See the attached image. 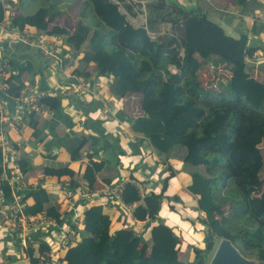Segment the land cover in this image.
Listing matches in <instances>:
<instances>
[{
  "label": "trees",
  "instance_id": "16d2710c",
  "mask_svg": "<svg viewBox=\"0 0 264 264\" xmlns=\"http://www.w3.org/2000/svg\"><path fill=\"white\" fill-rule=\"evenodd\" d=\"M234 1L246 11L245 6L252 0ZM19 2L16 0V11L9 16L10 25L64 36L71 55L87 41L80 59L85 64L93 63L96 74L110 77V93L116 97L138 95L141 114L129 118L131 130L141 133L165 157L171 150L182 148L180 157L189 174L186 189L196 195L193 209L202 215V246L188 245L187 257L181 260L177 252L182 250V238L157 215L174 169L167 168L158 191L143 192V185L130 177L121 183L118 197L123 205L130 206L132 218L154 221L150 241L131 227L111 229V218L103 204H90L82 212L79 238L62 253V264H208V254L221 237L229 239L243 257L264 261V186L261 190L251 186L263 169L258 145L262 143L264 147V77L260 78L264 72L257 66H244L245 58H251L257 49L248 44L247 36L228 35L199 7H184L175 0L165 8L164 0L148 2L144 23L139 25L130 23L113 0H81V17L72 31L55 24L48 28L51 20L42 4L28 13H18ZM125 7L130 10L128 4ZM3 13L0 2V19ZM160 23H168L169 31L152 39L148 31L157 30ZM204 60L213 66L222 65L230 74L203 86L197 68ZM6 61L0 95L4 93L12 99L27 80L23 73L33 74V67L28 61L21 62L11 72L10 61ZM169 65L176 71H171ZM76 73L90 75L83 68ZM58 98L49 92L40 95L37 102L50 110L58 105ZM37 115L32 109L25 119L36 134L40 132ZM86 142L89 148L108 150V142L95 135L73 134L61 146L69 160H76ZM92 154H85L87 160L79 172L89 191L106 163L102 158L93 159ZM1 157L0 149V160ZM15 163L20 174L30 168L21 157ZM42 173L69 177L64 185L67 187L80 184L74 170L64 162L44 165ZM229 182L232 186H228ZM21 189L18 192L25 215L43 213L60 222L59 204L43 187L24 184ZM0 190L2 198L11 202L12 184L7 177H0ZM27 197L30 203L25 202ZM170 198L178 199L176 195ZM226 202L230 205L231 227L219 222L214 214ZM33 236L35 239L31 238L20 251L29 264H38L48 258V245L41 237Z\"/></svg>",
  "mask_w": 264,
  "mask_h": 264
},
{
  "label": "crops",
  "instance_id": "0c3cea01",
  "mask_svg": "<svg viewBox=\"0 0 264 264\" xmlns=\"http://www.w3.org/2000/svg\"><path fill=\"white\" fill-rule=\"evenodd\" d=\"M155 1L139 0V3L135 2L133 5L126 2L122 3V7L130 16L134 18L142 17L143 15L145 16V12L147 11L146 3H154ZM164 1L168 5L172 0ZM175 1L184 7L193 5L199 7L208 20L220 26L223 32L228 35L238 37L240 34H245L248 44L257 47L254 55L251 58L245 59L255 61L256 63H264V51L262 50L264 48L263 19L261 17L252 18L247 16L248 14L254 15V10H258V14L264 17L263 0H256L259 3L256 6H247L249 9H246V11H244L243 5L238 4L234 0ZM0 2L3 4L5 10L7 6L9 7V15L13 14V11H16V0H0ZM125 4L130 6V10L125 7ZM22 10V6L18 4L17 12H24ZM5 13L8 15L7 10ZM217 19L222 23H218ZM27 29L33 30L31 27H27ZM226 29L229 30L228 33L225 32ZM2 31H0V60L7 59L10 61L11 72L15 71V67L19 63L30 62L33 67V74L24 72L23 78L33 80L40 90H48L50 94L54 93L59 97V103L55 108L50 110L44 109L38 113L37 126L40 128V132L36 134L32 127L27 125L24 120L18 122L14 101L11 98H7L4 93L1 94L2 96L0 95L2 98L1 102L5 106V109L0 111V129L3 130L7 140L6 145L2 148V158L10 165H13L15 159L18 157L27 160L30 166L28 171L25 174L17 172L23 185H40L43 187L58 202L60 217L62 218L61 224H66L69 219V213L64 204L63 189L69 177L43 175L42 166L59 162L67 163L74 170L76 181L85 183L84 180H81L79 172L87 160L85 154L87 152L94 153L91 156L93 159L99 160V158H102L106 160V163L104 168L97 173L92 191L90 192L91 194L84 199L85 202H79L82 212L90 204L101 203L105 211L110 215L111 229L125 225L131 226L135 231L140 232L146 241L149 242L150 228L154 224V221H140L132 218L130 206L123 205L121 201L113 197L110 187L114 183H119L132 177L138 185H143V190L145 189L143 192L148 190L158 191L161 180L170 166L174 169V178L176 179L175 181H172V178L167 180L163 195L169 197V199L162 198L157 215L182 238L183 246H188L187 243H194L191 241L194 238H191L187 233L194 235L197 231L200 232L197 226L194 228L196 230L191 232L189 225V228H187L189 232L185 233L187 234L186 237L184 233H178L176 228H180V225L177 223L180 218L178 217L179 210L177 207L183 208L186 212L185 209L192 210L196 203V195L186 189V183L189 180L188 167L182 162L181 157H176V148L171 150L170 154L165 157L160 155L141 133L131 130L129 118L141 114L138 95H132L133 93H131L120 97L113 96L109 91V85L103 86L104 96L101 98L90 95L81 96L74 92H68L67 87L69 88L71 84L76 82L75 77L71 73L60 71L53 62L47 61V58H44L37 50L30 48L27 44L8 41L4 38ZM63 37H59L61 45L63 48L67 47L71 51V48L64 41ZM86 44L87 41H84L75 50V55H73L74 61H72L68 68L70 72L76 73L83 68L90 75L95 73L93 63L88 62L85 64L80 59L83 50L87 48ZM202 62L211 64L209 60ZM211 66L213 65L211 64ZM213 67L224 69L220 64ZM226 71L230 74L227 69ZM97 77L102 82L108 81V84H110L111 80L109 76L98 75ZM104 104L110 106L107 111L109 119L102 116ZM73 134H78L82 137H86L87 135L99 136L108 142V150L105 152L103 149L97 148V146L89 148L87 141L81 147L79 158L69 160L68 154L61 144ZM47 144L48 147H46ZM109 148L111 152H109ZM179 149L182 150V148ZM52 155L54 157H50ZM16 170L17 168L14 169V171ZM105 179L108 180L107 183ZM13 193H15V190ZM174 195L178 199L170 198ZM25 202L30 203L31 198L27 197ZM184 215V218L189 217ZM41 233L40 231L28 230L25 233L24 239H17L14 236H10L0 224V260L4 259L2 256L11 257L13 253H15V256H13L18 258L17 255L19 253L16 254L17 251L15 252L14 249L21 250L24 248L21 244L25 243L26 245L31 238L35 239V236H33L35 234L37 238H40L41 236L39 235ZM195 237L200 238L201 236L198 234ZM184 255L186 254L184 253Z\"/></svg>",
  "mask_w": 264,
  "mask_h": 264
},
{
  "label": "built area",
  "instance_id": "2783aa9c",
  "mask_svg": "<svg viewBox=\"0 0 264 264\" xmlns=\"http://www.w3.org/2000/svg\"><path fill=\"white\" fill-rule=\"evenodd\" d=\"M113 1L117 3L119 11L125 14V18L130 14L126 10H124V8L122 7V3L127 2L130 4L132 2H136V0ZM6 10L8 11V15L5 13ZM6 10L4 8L3 17L2 19H0V31L4 30L2 31V33L4 34L5 39L10 42H21L27 44L30 48L37 50L44 58H47V61L50 60L51 62H53L60 71H67L71 73V75L75 77L76 82L71 84L69 88L67 87L68 92H74L81 96L90 95L98 98L104 96L103 86H108L109 84L108 81L102 82L99 77H97L98 74H96V72L92 74L93 76H83L69 71V65L72 63V61H74V58L73 55H71L70 50L67 47L63 48V46L61 45V42L59 40V37L61 36L56 34L37 33L34 30H28L27 28L19 29L16 25H10V9L8 6ZM247 16L252 18L261 17L264 22V17L258 14V10H254V15L251 16V14H248ZM142 17V22H139L135 25L144 23V15ZM166 31H169V24ZM154 38L155 37H153L152 39ZM6 62V59L0 60V91L2 89L1 87L3 86V78L5 76L3 68L7 67ZM172 67L174 68V66ZM170 70L176 71L175 68ZM45 93H49V91L40 90L32 81H24L18 93L12 97V100L15 104V111L18 115V122L21 120L25 121L27 113L32 109L36 110V112L38 113L44 110V108H41V106L38 104L37 100L40 95ZM1 99L2 98L0 96V111H3L5 109V106L1 102ZM109 108L110 106L106 104H104V106L102 107V116L106 119H109V114H107ZM6 141V136L4 135L3 130L0 129L1 155L2 148L6 145ZM0 166V177H7L8 181L12 184L11 202L7 203V201L2 198L0 190V224L4 227L5 231L10 234V236H14L17 239H24L26 236L25 233L28 232V230L42 232L40 236L42 240L48 245V250L46 251L48 258L45 261L40 260L38 264H62V253L70 245L74 244V242L79 238L78 228L81 227L82 223V207L79 206V202H85L84 199L91 194V191H89L85 183H80L74 188L67 186L64 187V204L66 210L69 213V219L67 220L66 224H61L62 218L60 222H57L53 218L45 217L43 213L25 215L21 210L23 203L21 194L17 191L22 190L21 188L23 186V183L18 174L19 172L17 170L14 171V169L17 168L16 163L14 162L13 165L7 164V162L4 161L1 157ZM122 182L114 183L110 187L111 194L113 195V197L118 199V201H120L118 197V190ZM14 190L15 193H13ZM21 245L24 247L26 246L25 243ZM3 260L5 261V259ZM3 260H0V264L4 262Z\"/></svg>",
  "mask_w": 264,
  "mask_h": 264
},
{
  "label": "rangeland",
  "instance_id": "374dc122",
  "mask_svg": "<svg viewBox=\"0 0 264 264\" xmlns=\"http://www.w3.org/2000/svg\"><path fill=\"white\" fill-rule=\"evenodd\" d=\"M139 1V0H137ZM141 2V1H140ZM256 0H252L250 2H248V4L245 6V9H249V7L247 8V6H256L257 5ZM42 4V6L45 7V11H46V16L49 17V20H51L49 22L48 28H51V26L53 24L60 26L62 28H65L69 31L74 30L75 24L77 22L78 19H80V8H81V0H20L19 5L22 6V11H24V13H28L30 11H32L35 7H37L38 5ZM147 7L149 8L148 4L146 3V10ZM127 20L130 23H135L138 24L139 22H142V18L143 17H136L134 18L133 16H126ZM168 28V24L167 23H161L157 30L154 31H150L148 32L150 37H157L160 36L161 34L165 33L166 30ZM64 41H65V37H63ZM66 42V41H65ZM67 43V42H66ZM170 69H174L171 65H170ZM251 70V69H250ZM262 70V69H261ZM174 71V70H173ZM228 72L225 71L223 68L221 67H213L211 66L210 63H205L202 62L199 67L197 68V77L198 79L201 81V83L203 84V86H206L205 84L209 83V82H213L214 80H220V79H224L227 77ZM252 76H254V78H256V74L251 73ZM264 75V74H263ZM263 75L260 77L261 79H263ZM257 79V78H256ZM28 80V79H27ZM28 81H32L33 80H28ZM133 95V94H132ZM258 147L261 150V154H262V170L260 171V173H258L255 177V179H253L252 183L255 185H251L252 188L254 190H261V188L264 186V147L262 145V143H259ZM182 154V150L181 149H176L175 151V155L176 157H180ZM172 178V181H175L176 178H174V174L172 176L169 177V179ZM228 186H232V183L229 182ZM162 200V199H161ZM161 202V201H160ZM178 211V217L179 220L177 221V223L180 225V228H177V232L178 233H186L189 232L187 231V228H189L188 226L190 225V231L193 232L195 228V226H197L200 230V232L197 231L196 234L192 235L190 233H187L190 235L192 242L194 243H187L188 245H197V246H202V228L203 225L200 222V218H201V214L198 213V211H196L195 209H192L189 211V209H185L186 212L183 210V208H179L177 207ZM188 214V215H184ZM229 213H230V205L226 202L225 204H223L219 209L214 210V214L217 218V220L221 223H225L227 226L231 223V219L229 218ZM184 216H189L184 218ZM190 223V224H189ZM231 227V226H228ZM144 232V231H143ZM187 234H185L184 236L186 237ZM198 234H200V238H197L195 236H197ZM219 239L215 240L214 242V247L216 246L217 242ZM142 248V246H141ZM190 250V246H183L182 250L180 252H177L178 257L181 260H184L187 256L184 255L188 254ZM214 249H212L209 254H208V261L211 257V254L213 252ZM14 251L16 252V254H18V258H23L20 250L18 251L17 249ZM13 253V252H12ZM15 253H13L14 255ZM12 255V256H13ZM15 256V255H14ZM3 258H5V256H2ZM248 259H253L256 261V259L253 256H249L246 257ZM16 259V257L14 258ZM8 259H5V261H7ZM13 260V259H12ZM4 261V260H3Z\"/></svg>",
  "mask_w": 264,
  "mask_h": 264
},
{
  "label": "water",
  "instance_id": "95a60500",
  "mask_svg": "<svg viewBox=\"0 0 264 264\" xmlns=\"http://www.w3.org/2000/svg\"><path fill=\"white\" fill-rule=\"evenodd\" d=\"M139 3V1H136ZM167 4H164V8ZM255 64L257 67H260L264 70V63H256L252 60H244V66L247 68L249 64ZM2 264H28V259L23 258H16L13 260H7ZM208 264H264L262 260H253L243 257L236 249V247L229 241V239L225 237H221L214 250L211 254V257L208 261Z\"/></svg>",
  "mask_w": 264,
  "mask_h": 264
},
{
  "label": "bare ground",
  "instance_id": "6f19581e",
  "mask_svg": "<svg viewBox=\"0 0 264 264\" xmlns=\"http://www.w3.org/2000/svg\"><path fill=\"white\" fill-rule=\"evenodd\" d=\"M250 65L256 66L255 64L251 63Z\"/></svg>",
  "mask_w": 264,
  "mask_h": 264
}]
</instances>
